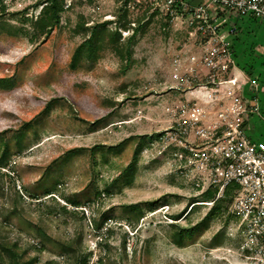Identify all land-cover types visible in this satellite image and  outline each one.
<instances>
[{
	"label": "rangeland",
	"instance_id": "374dc122",
	"mask_svg": "<svg viewBox=\"0 0 264 264\" xmlns=\"http://www.w3.org/2000/svg\"><path fill=\"white\" fill-rule=\"evenodd\" d=\"M206 1L178 0L168 18L167 6L154 0H66L47 35L32 25L45 6L4 4L0 78L12 85L0 83V264H13L2 245L15 248L20 264H77L83 257L87 264H243L227 213L174 242V233L196 224L211 204L197 202L185 218L173 219L202 191L171 171L170 150L157 138L180 105L207 100L196 90L205 70L192 58L203 37L185 9ZM106 21L124 47L141 26L129 68L109 44L72 68L76 47ZM256 25L231 37L233 54L242 49L239 69L223 78H235L242 91H251L253 54H264ZM247 124L254 139L262 138L252 120ZM141 136L143 148L127 169ZM135 203L142 214L130 207Z\"/></svg>",
	"mask_w": 264,
	"mask_h": 264
},
{
	"label": "built area",
	"instance_id": "2783aa9c",
	"mask_svg": "<svg viewBox=\"0 0 264 264\" xmlns=\"http://www.w3.org/2000/svg\"><path fill=\"white\" fill-rule=\"evenodd\" d=\"M7 1L15 0H0V9L8 6ZM35 1L38 8L48 4L47 0ZM160 2L170 16L179 8L178 0H154V4ZM211 7L234 10L264 24V0H207L185 7L189 25L203 37L200 51L192 56L205 70L196 90L202 89L201 95L208 96L206 102L180 105L169 130L157 138L170 150L171 171L197 190L215 188L218 198L232 187L228 211L239 236L235 252L243 264H264V136L254 139L247 124L257 105L235 78H223L236 64L231 41L236 29L224 27Z\"/></svg>",
	"mask_w": 264,
	"mask_h": 264
},
{
	"label": "trees",
	"instance_id": "16d2710c",
	"mask_svg": "<svg viewBox=\"0 0 264 264\" xmlns=\"http://www.w3.org/2000/svg\"><path fill=\"white\" fill-rule=\"evenodd\" d=\"M48 4L45 6L44 14L40 19H37L33 21V28L36 30V32L41 34H50L53 28L60 23V17L61 12L65 9V3L66 0H47ZM5 8H1L0 10H4ZM25 13L24 9L19 11V14L23 15ZM20 15V16H21ZM166 17L169 18L167 15ZM24 19V18H23ZM110 21H106L100 24H94L90 29V35L86 37L75 49V51L72 54L71 60H70V66L72 68L76 67V64L83 58L90 59L97 56L98 51L106 47L107 44L111 45V47L114 49L116 54L120 57V59L124 62L123 69L126 70L129 68V65L131 63V52L129 50V46L134 39V36L136 33L139 32V29H141V26H137L132 28V34L127 38V41L125 43V47L122 46V44H119V38H120V31L118 29H115L114 31H109L106 27L107 24H109ZM107 31V33L110 35V38L105 41L102 37V32ZM0 83L5 87H10L12 83H9V78H0ZM145 136H141L134 149L133 157L128 165L127 169L130 168L134 163H136L139 153L141 152L143 148V139ZM149 140L152 139V137H148ZM4 164V154L0 156V167H3ZM216 195V189L209 187L206 190L202 191L201 194H199V197L191 201V205L188 210H183L178 215H174L173 219L178 220L180 218H185L194 208L196 203H202V202H212L211 207L209 210L205 213V215L192 227L190 228H181L179 231L175 232V240L174 242L178 245H181L183 240V234L186 232L187 234H191L194 230L199 228L200 226L204 225L208 220L218 217L219 215H222L223 213H227V223L230 218L233 216L228 212V206L232 198V187H229L225 190L222 197H215ZM71 203L76 208L78 205V201L71 200ZM200 205H206V204H200ZM62 209L66 210V206L62 205ZM131 208L137 209L139 214H142V210L139 206V203L131 204ZM177 223V222H174ZM175 225V224H171ZM2 248L5 249L7 252L10 253L11 257L13 258L12 263L13 264H20L18 260V253L15 251V248L12 246H4L2 245ZM101 263V259H98ZM77 264H87L86 257H83L81 259H77Z\"/></svg>",
	"mask_w": 264,
	"mask_h": 264
},
{
	"label": "crops",
	"instance_id": "0c3cea01",
	"mask_svg": "<svg viewBox=\"0 0 264 264\" xmlns=\"http://www.w3.org/2000/svg\"><path fill=\"white\" fill-rule=\"evenodd\" d=\"M216 10H217L218 20L224 21V25H225L224 27L233 26L236 29V33L239 31L240 28H243V27L249 28V26L250 28L251 27L253 28V26L257 24L259 27H257V25L256 27L258 28V30L259 29L261 30L255 36L257 40L255 41V43L264 45V31H263L264 24L260 20L252 18V17L240 16L234 10H228L225 8H217ZM238 27L240 28L238 29ZM243 38L244 36H241V38H238L239 40L235 39L234 44H236L238 41L240 43V41H242ZM239 47L238 49L235 48L234 50L235 51L234 57H235L236 64L234 68L231 69V74H234V72L239 69V67H237V64L239 63L238 61L240 58L238 51L242 50ZM262 55L263 56H260L259 54H253V57L255 59L253 61V64H251L253 71L250 72V75L254 76V80H252V83L250 84L252 85V87L248 86L251 89V91L247 90V88L244 87L245 94H247V96L250 98L253 104H256L258 108L256 113L251 114L250 120L254 122V127H253L254 131L258 132L260 136L261 135L264 136V131H263L264 124L261 125V122L264 123V80H263L264 78L262 77V75L264 74V59H263L264 54ZM241 72L243 71L241 70ZM259 81H261L260 84H259Z\"/></svg>",
	"mask_w": 264,
	"mask_h": 264
}]
</instances>
